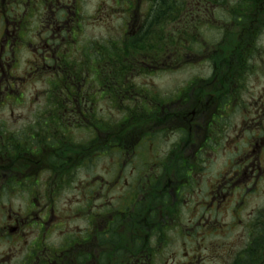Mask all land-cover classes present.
<instances>
[{
  "label": "flooded vegetation",
  "instance_id": "flooded-vegetation-1",
  "mask_svg": "<svg viewBox=\"0 0 264 264\" xmlns=\"http://www.w3.org/2000/svg\"><path fill=\"white\" fill-rule=\"evenodd\" d=\"M231 1L112 0L95 12L123 35L90 43L85 0H0V106L30 116L0 108V264H264V204L244 231L213 226L264 194V0ZM211 17L219 39L200 43ZM180 48L209 75L137 83ZM122 110L133 117L116 126Z\"/></svg>",
  "mask_w": 264,
  "mask_h": 264
},
{
  "label": "rangeland",
  "instance_id": "rangeland-1",
  "mask_svg": "<svg viewBox=\"0 0 264 264\" xmlns=\"http://www.w3.org/2000/svg\"><path fill=\"white\" fill-rule=\"evenodd\" d=\"M231 2L236 3V0H232ZM113 4L112 0H85L84 2V9L82 10L83 15L85 16V25L86 32L83 37V42L86 41V39L90 40L89 42H92V38H94V35L99 36H109L114 39H120L123 35L124 28L122 26V23L120 20H118L115 16H110V18L106 19L104 15H99L98 12H95L98 5H101L103 7H108ZM104 18V20L97 21L95 18ZM215 19L218 20L219 15L213 16ZM212 18V27H207L205 25L204 28H198L196 29V36L200 39V43L203 42L205 39H212L217 40L219 39L220 35V28L219 24L214 22ZM88 43V44H90ZM87 45V44H85ZM107 48V47H104ZM117 49L114 48V54H117ZM196 51L202 50L201 47L195 48ZM205 53V51H204ZM189 54L188 48H180V57L178 60H176L173 63L164 64L162 66V63H150L153 69H156L152 74H148L144 76L143 79H139L138 75L135 76V79L137 83L141 82L144 85H147L151 88H162L163 91L166 90H178L179 88L184 87L187 82L192 79L193 77H203L209 75V65L208 63H201L199 61H192L190 58L187 57ZM128 60H124L122 63L126 64ZM162 66V67H161ZM145 67V66H142ZM163 68V69H160ZM149 76V79H148ZM35 83L32 84V86H35V91L38 90V88H46L47 87V80L45 79H34ZM34 91V92H35ZM39 91V90H38ZM36 98L39 101L44 102L45 95H36ZM32 101V100H31ZM2 111V115L4 119L15 121L16 119H29L30 116L26 113L18 112L17 110L15 112L12 111V107L5 108V106H0ZM1 117V114H0ZM118 119V118H117ZM86 129V128H85ZM88 132V131H87ZM86 131L82 132L83 135L87 134ZM226 154H220L217 153V156H215V161L213 162V165L211 166L212 170L209 171L207 177L209 179L212 178V180L215 179V175L219 173L221 170L220 168L224 165ZM218 157V159H217ZM149 159V158H148ZM109 161L106 158H101L100 163L96 167L95 170H110ZM77 194V193H76ZM14 194L11 192L8 196H6V199L8 200H15L16 198H13ZM64 197L67 198H74L75 200H78L77 196H75L74 193L67 194ZM7 200V201H8ZM12 201L4 202L3 204L10 205L11 209L12 206L14 208H17L16 205H12ZM264 204V194L260 193L257 195H252L248 198H246L245 202V210L242 212V215H236L233 217V215H230L226 213V210H222L224 212L223 219L220 222L214 221L213 226L214 228L218 227L221 230H228L232 231V233H229L227 236L234 235L237 232L244 231V224L245 220L247 219L246 213L250 212L252 209L256 208L259 205ZM12 205V206H11ZM10 207H6L9 209ZM2 209V207H0ZM11 211V210H10ZM7 214V212H5ZM3 215L0 212V226L2 223ZM229 226V227H228ZM222 227V228H221ZM226 227H228L226 229ZM12 245V239L8 238L3 242H0V254L4 255L3 252L7 251L8 248Z\"/></svg>",
  "mask_w": 264,
  "mask_h": 264
},
{
  "label": "trees",
  "instance_id": "trees-1",
  "mask_svg": "<svg viewBox=\"0 0 264 264\" xmlns=\"http://www.w3.org/2000/svg\"><path fill=\"white\" fill-rule=\"evenodd\" d=\"M250 17H252V15L251 14H246L245 13V15H244V18H245V20L246 19H248V18H250ZM105 50H108V48H104ZM122 52H123V50H122ZM121 52V53H122ZM125 52V51H124ZM123 52V53H124ZM120 53V54H121ZM121 113V114H120ZM119 114H120V117L118 118V119H120V121L118 120L117 122H116V126H120V125H122V124H124V123H128L129 121H130V119L133 117V112H131L130 110H122L121 112H119ZM52 117L53 118H59V115L58 116H54V115H52ZM103 118V117H102ZM119 122H123V123H120L119 124ZM101 125H102V122H101ZM253 261V263H255L256 261L255 260H252ZM250 263V262H249ZM248 263V264H249Z\"/></svg>",
  "mask_w": 264,
  "mask_h": 264
}]
</instances>
